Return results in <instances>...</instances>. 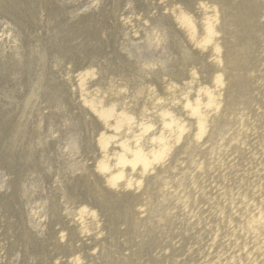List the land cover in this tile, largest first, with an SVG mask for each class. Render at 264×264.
<instances>
[{"label": "bare ground", "instance_id": "obj_1", "mask_svg": "<svg viewBox=\"0 0 264 264\" xmlns=\"http://www.w3.org/2000/svg\"><path fill=\"white\" fill-rule=\"evenodd\" d=\"M39 1L81 40L29 91L45 21L0 39L8 102L46 100L0 167L30 264H264V0Z\"/></svg>", "mask_w": 264, "mask_h": 264}, {"label": "rangeland", "instance_id": "obj_2", "mask_svg": "<svg viewBox=\"0 0 264 264\" xmlns=\"http://www.w3.org/2000/svg\"><path fill=\"white\" fill-rule=\"evenodd\" d=\"M2 1H3L2 4H0V39L5 38L7 36H13L15 38L16 33H27L28 35L32 33L38 35L40 33L39 28L42 29L44 27L42 22L45 21V27L47 28V30H45L44 33H40L38 35V37L42 39L41 42L44 43V46L41 50L39 51L37 50L38 52H33V53L35 54L39 53V55L43 54L45 65L48 64V67L46 68L47 71L44 72L43 74L40 73V70L39 71L36 70V73L33 76L31 75L32 78L30 79L32 80V84L31 85H29V83L27 84V87H30L29 91H31L32 87L36 84L37 81H44V80L48 81L50 79H53L54 81H60L62 75L59 73L56 74L49 70L52 67V64H54L53 61L57 60V58L60 56L61 51L63 53L67 52L69 50L70 44H74V41L75 43H77L81 40L80 38H76L74 40L73 30L70 27L66 26V21L69 18V16L72 14V10H65L63 8L56 9L55 12L56 15L54 16L53 14L47 13V10L49 9L44 4L42 5V3L39 0H35L30 3H29L30 0H2ZM44 1L49 6L48 1L46 0ZM52 1L56 3L58 6L62 7L67 5V1H72V0H52ZM82 8H84V6H82ZM77 12H80V8L77 9ZM58 15L59 17H57ZM99 15H100L98 22L99 24H96L93 27H91L90 34L88 35L91 36V40H93L92 42L97 41L98 44H101L100 41L102 39H105L104 34H101V32L97 33L96 30L100 31V26L103 25L102 22H104V19H102L101 16L102 15L104 16V13L102 14V12H100ZM30 18L32 22L29 21ZM93 35L95 38L92 37ZM49 38H52L53 42L49 41ZM54 40L56 43H54ZM10 44H11L10 42H6L3 45H10ZM32 44L33 46L36 45L35 43ZM3 45L0 46V51L4 49ZM30 48L31 47L29 46H23L21 48H18V50L22 53L21 54L22 58H26L28 56V59H31L29 56L30 55L29 52H31ZM83 49L86 51L88 50L86 45L83 46ZM74 59L75 62L78 63V59L75 57ZM26 67L30 68L27 64ZM115 67L120 69V67L117 64L115 65ZM11 68L12 66H8L6 74L9 73ZM97 68L98 66L94 65V68L91 69L97 71L98 70ZM89 69L90 68H88V70ZM38 74L40 75L39 78H38ZM4 75H5V71L4 69L1 70L0 67V167L3 164V161L7 159V156H4L7 148L12 150L14 148L22 147L16 145L11 139L10 136L11 134L9 133L11 119L15 117L14 115H16L19 118V120L22 119L18 115H21L24 112L26 113L24 119L28 118L29 121H32L33 120L32 118L35 117V119L37 120L38 114L34 112L36 108L33 104H36L39 107L38 103L40 101L44 103L46 102L45 97H43V99H39L38 102L32 100L29 102V105L14 104V101L8 102L9 99H11L10 94H12V91L9 83L8 86L1 84V81H7L8 79L7 76L5 78ZM2 77H4L5 79H2ZM88 81H97V77L95 76L94 79ZM102 81H105V79H103ZM82 85H85V82ZM60 86L58 87V89L65 90V88H60ZM43 92H46L45 89H43ZM59 92L63 96L65 91L61 92L59 90ZM54 94L57 95V92H54ZM49 96H51L49 97L50 99H53V95L50 94ZM28 106L31 107L30 110L27 109ZM10 111L12 112V114H10ZM6 112L9 113V115H6L5 114ZM65 140L68 141V138L66 137ZM64 143L65 142L62 141L59 144H64ZM79 152L80 153L86 152V150L83 148V150L81 149ZM80 153H78V155H80ZM43 189L44 188H40L39 191H37L38 195L39 192L42 193L44 192ZM5 199L7 202H5L3 204L4 206L0 208V264H30V262L32 261H38L37 257H33L32 256L33 254L28 252L30 251V249L28 248L26 243H24L21 240L22 238L21 239L19 238L20 231H18V229L15 226L17 220H15L14 218L15 215L9 206V203H11L10 198L9 197L5 198V196H3L1 197L0 201H5ZM36 204H37L36 205L37 209L42 210V202L37 201ZM10 237H17V242L10 244V240L8 241ZM10 246H11V250L9 249ZM54 255L57 256L56 253ZM59 256L61 255L59 254Z\"/></svg>", "mask_w": 264, "mask_h": 264}]
</instances>
